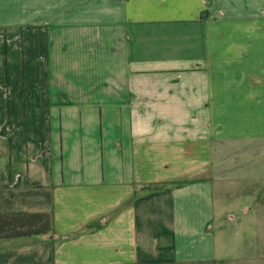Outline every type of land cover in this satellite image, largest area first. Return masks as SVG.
Listing matches in <instances>:
<instances>
[{
  "label": "crops",
  "instance_id": "obj_1",
  "mask_svg": "<svg viewBox=\"0 0 264 264\" xmlns=\"http://www.w3.org/2000/svg\"><path fill=\"white\" fill-rule=\"evenodd\" d=\"M0 264H264V0H0Z\"/></svg>",
  "mask_w": 264,
  "mask_h": 264
},
{
  "label": "rangeland",
  "instance_id": "obj_2",
  "mask_svg": "<svg viewBox=\"0 0 264 264\" xmlns=\"http://www.w3.org/2000/svg\"><path fill=\"white\" fill-rule=\"evenodd\" d=\"M177 185H180V184H172L171 186H167L164 184L155 185L154 187H152V189H151L152 191L150 192V194L158 193V192H161V191L166 190L168 188L176 187Z\"/></svg>",
  "mask_w": 264,
  "mask_h": 264
},
{
  "label": "trees",
  "instance_id": "obj_3",
  "mask_svg": "<svg viewBox=\"0 0 264 264\" xmlns=\"http://www.w3.org/2000/svg\"><path fill=\"white\" fill-rule=\"evenodd\" d=\"M151 189H152V188L148 187V188H147V192L150 193V192L152 191Z\"/></svg>",
  "mask_w": 264,
  "mask_h": 264
}]
</instances>
